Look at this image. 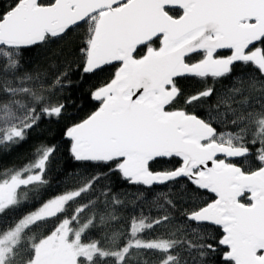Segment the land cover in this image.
Returning <instances> with one entry per match:
<instances>
[{"label":"snow or ice","instance_id":"snow-or-ice-1","mask_svg":"<svg viewBox=\"0 0 264 264\" xmlns=\"http://www.w3.org/2000/svg\"><path fill=\"white\" fill-rule=\"evenodd\" d=\"M79 27L82 73L115 67L91 93L96 110L64 132L72 159L99 171L79 188L29 205V188L49 184L55 146L38 145L33 160L4 170L0 264H213L218 252L223 264H264V0H11L0 10V151L66 107L50 95L66 86L67 71L46 86L42 72L24 67L23 50ZM238 64L250 73L238 86L217 94L206 83L242 76ZM183 78L206 86L186 95ZM214 95L216 104L207 105ZM249 145L259 147L253 153ZM160 158H176L178 166L157 171L152 164ZM250 161L257 166L246 167ZM113 174L142 186L137 199L163 213L141 211L123 230L111 206L125 201L113 195L109 202L106 187L98 219L95 211L80 219L95 200L69 214L71 202ZM181 180L190 187L157 204L154 187ZM203 192L213 198L201 201Z\"/></svg>","mask_w":264,"mask_h":264},{"label":"trees","instance_id":"trees-1","mask_svg":"<svg viewBox=\"0 0 264 264\" xmlns=\"http://www.w3.org/2000/svg\"><path fill=\"white\" fill-rule=\"evenodd\" d=\"M11 0H0V10L6 7ZM85 36L84 27H79L74 30H70L67 36L58 40L55 43H49L42 46H33L25 49L22 52V62L24 67L29 71L39 70L44 74V80L50 83L52 79L60 72L67 71L68 75L64 77L66 86L53 90L50 95V102L63 103L65 107L64 115L59 119L44 118L39 124V127L34 128L28 134V139L19 144L18 146H12L11 151H0V179L4 178V170L20 168L27 162L33 160V150L38 145L55 146V152L51 158L50 165L47 169L46 176L49 184L45 189L33 190L29 188L27 191V204L38 205L42 200L50 198L54 195L63 193L66 190L79 188L91 178L99 169L92 167L91 165L82 164L72 159L69 153V141L64 136L66 127L72 123L79 122V120L86 118L91 112L95 111L98 107V102L91 98V93L99 86L108 82L114 71V66H106L105 70L98 71L95 74H83L82 73V55L79 51L83 44V38ZM158 46V42L157 45ZM223 54H229L228 50L222 51ZM199 59V55H194L193 60ZM236 73L242 74V76H234L231 80L221 79L214 81L211 78L207 80L208 85H213L216 88V93L220 94L228 86H238L237 80L246 79L250 73L248 69L243 65H237L235 69ZM70 82V83H68ZM180 85L184 89L186 95H191L199 90H202L206 84L195 78H183L180 79ZM46 95H48L46 93ZM216 96L214 95L207 101V105L216 104ZM207 105H202L196 108L198 113H203L204 108ZM179 106V105H178ZM223 107L220 111H224ZM252 148L253 153L256 152V148L259 145ZM178 160L176 158H160L153 162L152 167L159 171L165 169H171L178 166ZM258 161H250L246 167L257 166ZM106 187H110L111 191L108 194V201H111L113 195L119 199L124 200V205L111 206L116 209L117 215L120 217L118 222L120 228L126 230L130 223L132 215L139 214L143 211L145 215L151 217H157L161 215L164 209L153 205L150 201L144 202L137 199V192H142V186H133L122 181L117 174H113L106 179H100L97 181L91 190L82 194L77 198L75 202H71L69 208V214L77 206L87 204L91 200H95L96 204L92 208H86L83 213H80V219L86 221L93 211L97 213V219L99 214L105 211V198L100 196V192ZM186 185V182L181 180L175 184L169 183L166 185H157L154 187V193L158 197L157 204L164 203V195L167 194L169 198L176 199L180 196ZM213 198V194L203 192L200 196V200L210 201ZM247 202V200H245ZM167 207V205H165ZM188 207L185 203H179L178 208ZM17 214H10V217ZM177 223L181 222L182 217L179 211L175 213ZM4 222H11L10 218H3ZM39 231L46 232L47 227L38 229ZM157 231H163L159 229ZM218 235V231L216 232ZM100 235L99 232L93 235V238H97ZM140 259H155V256H145ZM213 264H223L222 256L218 252L213 258Z\"/></svg>","mask_w":264,"mask_h":264},{"label":"water","instance_id":"water-1","mask_svg":"<svg viewBox=\"0 0 264 264\" xmlns=\"http://www.w3.org/2000/svg\"><path fill=\"white\" fill-rule=\"evenodd\" d=\"M221 51H225V50H221Z\"/></svg>","mask_w":264,"mask_h":264}]
</instances>
